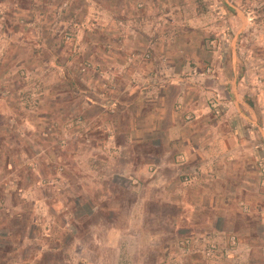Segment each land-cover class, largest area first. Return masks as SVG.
I'll list each match as a JSON object with an SVG mask.
<instances>
[{
	"label": "rangeland",
	"instance_id": "374dc122",
	"mask_svg": "<svg viewBox=\"0 0 264 264\" xmlns=\"http://www.w3.org/2000/svg\"><path fill=\"white\" fill-rule=\"evenodd\" d=\"M61 1L56 6L46 0H0V264H248L247 236L240 239L234 235L235 246L230 237L227 241L196 239L187 254L189 246L182 244L188 239L183 225L175 221L173 226L171 220L178 218L182 209L148 202L141 210L134 202L145 194L125 179L110 178V151L114 148H109L106 137L117 129L107 120L121 113L118 107L122 100H135L123 94L119 53L125 50L121 43L138 32L153 42L162 43L167 38L182 45L189 32L188 26L178 25L185 22L183 10L205 7L211 21L216 0H151L150 5L144 0H131L128 9L119 12L110 11L116 6L111 4L114 0H96L101 7L90 17L89 0ZM237 2L221 0L218 4L232 13ZM135 4L146 15L140 17L144 21L137 32L128 26L136 16ZM21 5L46 6L41 13L46 16L43 22L38 17L39 8L31 16L21 10ZM241 5L260 11L252 15L259 24L248 29L241 18L233 20L232 27L222 18L217 30L199 35L206 41V48L199 52L202 55L205 51L202 59L215 52L227 58L230 41L239 38L242 54L248 55L251 43L261 49L263 60L258 63L264 66V0H243ZM29 21L38 23L35 30ZM237 29L241 33L238 37ZM148 49H131L128 66L137 71L149 67L152 56L145 58ZM215 65H209L210 74ZM140 77L133 71L131 84H138ZM144 83L151 82L146 78ZM260 96L263 101L264 96ZM108 101L117 105L110 112L103 108ZM58 102L63 109L55 108ZM71 102L80 107L68 108ZM220 108L217 104L216 115H221ZM26 120L38 125L30 129ZM126 123L120 126L123 133ZM119 144L125 147V153L140 150L136 141L122 134ZM69 170L76 173L71 175L72 184L64 177ZM94 171L97 179L113 184L115 197L119 193L122 196L120 204L116 198L109 205L103 198L105 190L93 193ZM142 212L147 215L145 222L122 220V216ZM248 223V231L254 232V261L264 264V227L256 221ZM118 229L127 230L121 234L125 237L113 233ZM108 241L120 245L114 248L106 244Z\"/></svg>",
	"mask_w": 264,
	"mask_h": 264
},
{
	"label": "crops",
	"instance_id": "0c3cea01",
	"mask_svg": "<svg viewBox=\"0 0 264 264\" xmlns=\"http://www.w3.org/2000/svg\"><path fill=\"white\" fill-rule=\"evenodd\" d=\"M46 1H54L56 6L62 3L61 0ZM129 1L114 0L115 4H111L116 6L110 11L128 9ZM149 1L144 0L143 3L150 5ZM219 1H215L213 11L210 9L214 15L211 21L208 20L210 17L205 7L199 10L187 7L183 10L185 22L180 21L178 25L188 26L189 32L182 45L167 38L162 43L157 40L153 42L138 33L144 21L140 17L145 18L146 15L138 9V4L133 6L136 16L128 26L135 29L137 36L123 40L121 44L125 54L120 51L119 56L123 61L120 65L123 68L120 80L125 82L121 84L124 86V97L134 96L135 100H122L118 107L121 113L107 120L113 129H117V132L110 131L106 137L109 148H114L110 151V178L125 179L136 191H142L141 195L145 194L134 202L139 209L148 202L156 205L165 203L182 209V214L171 220L173 226L175 221L183 225L182 231L192 243L200 238L227 241L232 235L240 239L247 236V248L250 250L248 264H256L254 232H249L247 228L248 222L255 221L264 227V99L262 101L260 98V95L264 96V66L258 63L263 60V56L259 54L261 49L253 43L248 55L242 54L241 40L236 38L230 41L227 58L215 52L212 56H205L204 60L205 51L202 52L203 56L199 52L206 48V41L200 39L199 35L206 34L208 30H217L222 18L228 20L232 27L233 20L242 18L250 29L259 24L252 15L260 11L246 8L241 5L243 0H238L239 5L233 6L232 13H228L220 7ZM46 6L21 5L24 8L21 10L33 16L39 8L38 17L43 22L46 16L41 13ZM98 7H101L98 1L89 0V17L99 11ZM103 7L105 9L106 6L103 4ZM37 24L28 22L34 30ZM240 34L237 29L236 36ZM139 46L150 47L147 52L152 59L149 67H141L137 71L128 66L127 59L128 52ZM181 63L185 65L182 68ZM191 64L200 67H192ZM209 65H215L212 74ZM180 68L183 69L181 73ZM133 71L142 79L135 86L130 80ZM211 77L213 80L207 81L206 78ZM146 78L151 82L148 85L144 83ZM211 83L212 87H208ZM171 95H175L173 99ZM85 104L93 106L90 102ZM217 104L222 107L221 115L215 113ZM57 106L63 109L62 102L56 103L55 108ZM74 106L80 107L79 103L71 102L68 108ZM114 106L117 105L108 101L103 108L110 112ZM28 121L24 123L30 129L38 125ZM125 121L127 129L123 133L120 126ZM120 134L127 140L136 141L140 150L133 154L125 153V147L118 145ZM74 138L78 137L75 135ZM69 171L64 177L72 184V176L76 173ZM43 173L47 175V171ZM93 174L90 187L93 193L99 189L105 190L103 198L109 200V205L117 199V204H120L122 196L119 193L115 197L113 184L106 179H97L95 171ZM122 217V220L142 223L146 221L147 215L142 212L132 217ZM219 222L225 223V226L219 227ZM244 227L246 231H243ZM239 228L240 232L237 231ZM126 231L118 229L113 233L118 232L119 237H125ZM106 244L114 248L120 245L119 242L110 241ZM193 247L189 245L187 254L191 253ZM261 248L264 250V247ZM192 264L197 263L193 261Z\"/></svg>",
	"mask_w": 264,
	"mask_h": 264
},
{
	"label": "built area",
	"instance_id": "2783aa9c",
	"mask_svg": "<svg viewBox=\"0 0 264 264\" xmlns=\"http://www.w3.org/2000/svg\"><path fill=\"white\" fill-rule=\"evenodd\" d=\"M145 58H147V59H149V58H151V56H150V54L148 53V54H146L145 55ZM231 238V240H230V242H231V244L232 245H236V243H237V241H236V238L233 236V237H230ZM190 243H192V241L190 240V239H187V240H185L182 244L184 245V247L185 246H189V244ZM193 244V243H192ZM191 245V244H190ZM211 249L212 250H210L211 252H214V250H215V246L214 245H211Z\"/></svg>",
	"mask_w": 264,
	"mask_h": 264
}]
</instances>
